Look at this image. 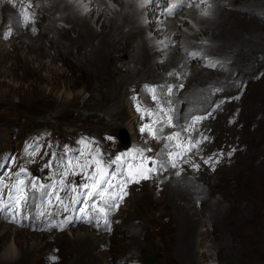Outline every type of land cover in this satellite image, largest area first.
Masks as SVG:
<instances>
[{
	"label": "rangeland",
	"instance_id": "rangeland-1",
	"mask_svg": "<svg viewBox=\"0 0 264 264\" xmlns=\"http://www.w3.org/2000/svg\"><path fill=\"white\" fill-rule=\"evenodd\" d=\"M34 1L0 0V181L2 174L11 169L8 164L12 155L23 157L27 149L30 150L26 153L28 156L21 161L31 165L36 162L32 166L37 169L36 175L50 177L42 187L36 186L30 193L26 188L33 186L32 181L23 182L25 200H29L32 193L35 198L41 194V198H46V207L35 205L23 211L20 210L25 204L22 200L14 209L9 204L0 211V264H264V0H227L226 7L220 8L229 18L231 13H239L243 19L252 18L255 21L252 28H260L255 34L238 29L235 36L239 33L240 36L230 46L234 66H231V53L219 55L216 49L214 56H210L199 51L204 55L200 58L201 53L197 54L185 43L208 44L210 38L199 28L204 17L198 11L190 9L189 14L170 18L175 14L167 10L166 24L154 26L151 21L156 13L152 11V19L146 20L143 18L150 17V12L137 9L141 15L138 22L145 31L149 49L153 53L161 49L167 38L154 41L155 32L173 26L181 42L186 44L181 48L184 59H190L187 61L191 68L190 72H179L165 65L157 67L158 78L149 79L140 73L133 80L120 74L142 68L136 59L135 64L130 63L137 53V44L129 46L123 39L124 35L131 34V27L125 28L124 33L118 31L120 43L116 47L112 46L115 39L110 38V47L97 40L91 48L85 44L87 39L82 34L85 32L76 30L72 21L64 20L73 15L74 8L101 34L108 30L113 15L122 13L118 7L122 5L116 0H95L93 5L81 0L78 7L69 0H59L63 13H57V7L52 9L54 0ZM223 1L209 4L204 16L212 18V5L215 13ZM164 5L166 10L168 3ZM5 11L12 13L11 17ZM25 11L31 18L26 25L22 21ZM194 12L197 20L191 17ZM9 28L11 35L5 39ZM207 31L210 35L218 33L215 29ZM139 38L133 36L131 41L138 42ZM211 43L216 48L222 44ZM176 47L165 54L159 53L160 56L157 54L153 64L166 60L171 53L173 56ZM193 55L201 60L190 58ZM210 58L215 62L211 63ZM202 62L214 66L204 68ZM207 67L212 68L211 72L223 73L222 78L230 76L228 84L214 82L215 86L212 84L208 89L207 96L211 95L208 101L190 98L192 102L213 105H201L202 109L189 113V88L201 83V80L189 79L196 68L208 71ZM148 88L156 89L159 103L152 99ZM137 105L166 120L159 112L162 106L173 118L175 127H164L157 133L161 139H153L140 129L152 124L158 116L138 111ZM168 109L173 111L168 112ZM184 111L189 114L185 119ZM175 116L182 117L181 124L176 123ZM192 116L207 118L193 125ZM133 119L139 134L137 138L128 132ZM152 126L159 127L158 124ZM178 127L181 130L189 127V131L183 132ZM122 129L127 131L130 140L126 148L121 147L118 137ZM175 132L182 133L179 148L174 142L163 139ZM85 137L95 140H81ZM189 138L201 143L186 151ZM33 140H37V145H33ZM78 141L84 146H73ZM136 149H151L144 155L158 162L174 159L163 156L164 151L184 154L175 160L177 167L167 163L165 170L148 174L150 178L128 183V194L123 201L114 210L107 209L109 223L105 224L91 207L93 203L103 206V201L95 196L88 199L79 195L87 191L82 186L90 183L88 177L95 166L82 171L75 162L78 160L82 165L99 153L98 158L107 167L109 176L116 177L112 183L117 184L118 180L129 178L124 165L137 162L124 155L121 162L114 163L115 158ZM42 178L35 181L42 182ZM17 185L4 187L0 182L4 203H8L10 193L19 195L15 191ZM63 195H72L80 203H75L73 208L72 199ZM65 205L72 223L55 228L48 212ZM82 208L87 215L80 211ZM10 226L17 227L18 232L13 231L16 235H12ZM86 229L93 235L90 239L75 238L69 233L77 235ZM15 242L20 248L16 255L19 257L7 260L3 257L5 248ZM34 243L41 244L42 248L33 250Z\"/></svg>",
	"mask_w": 264,
	"mask_h": 264
},
{
	"label": "bare ground",
	"instance_id": "bare-ground-1",
	"mask_svg": "<svg viewBox=\"0 0 264 264\" xmlns=\"http://www.w3.org/2000/svg\"><path fill=\"white\" fill-rule=\"evenodd\" d=\"M86 1H89V3L91 5H93L92 2L96 3L95 0H85V2ZM32 2H35V1L32 0ZM117 2L122 5V6H118L120 8V11L122 10L121 11L122 13L119 14V13L116 12L117 14L113 15L114 17H112L114 20L113 21H110L112 19L109 20L110 21V25H109L108 28L106 27L108 30L102 31L101 34H99L97 31H94L93 28H92V26H91V24L87 21V19L84 20V17L81 16L78 13V11L75 10L74 8H73L74 13L72 12L73 15H71L68 18H64V20H66V21L67 20L72 21V23L74 24V28L76 30H78L80 32H81V30H83L85 32V33H82V34H84V37H86V39H87V43H85V44L88 45L91 48L94 47L93 44L97 40H98L99 43H104V46L105 47H110L111 44L108 42V40L110 38H114L115 39V41L113 43L114 45H112V46L113 47H116L117 46V43H120L118 41L119 40L118 39V36L119 35H117V34H120V33H118V31L121 30V33H124L125 28L131 27V30H129L131 34L124 35L123 39L127 40V45H129V46H131L133 44H137V46H136L137 47V50H136L137 53H136L133 61L130 62V63L135 64L134 60L136 59V61H139L138 64H140L142 66V68L141 69H138V67H137V70L138 71L136 70L133 73L130 72V73H120V74H121V76H124V77H130V79L132 78V80H133V78H135V76H137V74H140V73L143 76H149V79L158 78V77H160V75H158V77H157V71H159L158 68H163L165 65L166 66H170L171 65V66H173V68L178 69L179 72H183V71H187L188 72L189 69L191 68V65H190L191 63L187 61L189 58L187 60L184 59V57H183L184 56L183 55V50H182V48L184 49V47H185L184 45H186V44L189 46L190 49H193V51L196 52L197 54L201 53L200 58L201 57H204V55L202 54V52H199V51H204V53H206V54H208L210 56H214V52H215L216 49H217V52L219 53V55L220 54H222V55L224 54L225 55L226 53H231L230 57L233 56V58L231 57L232 58V60H231V62H232L231 64L232 65L231 66H234L235 58H234L233 48L230 47V46L231 45L233 46V41L234 40H237L239 38V36H240V33L237 36H235L236 33L238 32V29H239V31H244V30L247 29L248 31H251L250 33H254V34L256 32H258V31H260V28L258 30L256 28H252V26L254 25V22H255L252 18H249V17L246 16V18L243 19L242 16H241V14H239V13H231V17L230 18H233L234 19V21H232V19H230L228 16H226L223 13H221L220 12V8L226 7L227 0H224L221 4H219L220 7L217 8V10L215 11V13L213 12L214 11V7L212 5V8H211L212 9V14L211 15L212 16L214 15L212 18H211V16H208L209 18L206 17V16H203L204 18L202 19V22L199 21L200 22L199 23V25H200L199 26L200 31L202 32V34L204 36L207 35L208 38H210L208 40V44H209V42H212L211 44H213L214 42H218V43H222L221 44V47H219V48L212 47L210 44L208 45L205 42H203V44L202 43L201 44H199V43L197 44L196 42L195 43H193V42L191 43V41H185V43H186L185 44V43L181 42L182 41V38H181V36L179 34H176V32L174 31L173 26H170V27H166L165 30L163 28H160V29H158L155 32L154 41H158L160 39H163L164 36L167 38V40H166L165 44H163L164 46H162L161 49L159 48L155 53H153L149 49V46L147 45V40L145 39V31L140 27V23L138 22L141 15L138 12L137 8L136 7H133L134 5L129 4V3H125V2H123L121 0H116V3ZM195 2H198V0H196V1H194V0H182L183 7L178 8L177 11L175 12V15L177 16V14H182V15L189 14V11H192L190 9H194L193 4ZM212 2H215V4L217 5L216 0H210V4H212ZM70 3L73 4L74 6L78 7V4L77 3H73V2H70ZM122 3H124L125 5H123ZM159 3L161 4V8L160 9H162V10H161V12L159 14L157 13L158 11H156V10L154 11L156 13V17H155V19L151 23H154V22H156L159 19L158 20L159 21L158 24H162V26H163V25L166 24V17L169 15L166 12L167 9L166 10L163 9L165 7L164 4L165 3H168V0H159ZM98 4H99V2H98ZM60 5L61 4H60L59 0H54V4L51 7H52V9L57 7L56 8L57 9L56 12L57 13H63V8ZM97 6H99V5H97ZM131 7H132V11H130V8ZM167 7L168 6H166V8ZM101 9H103V8H101ZM116 10H118V9H116ZM9 11L8 12L5 11V13L6 14L8 13L9 17H11V14L12 13L10 14L11 11L10 12ZM102 11H104V10H102ZM102 11L100 13V18L102 17V13H103ZM120 11L118 10V12H120ZM151 12H152V10H151ZM151 12L149 13L150 14V17H148V18L144 17L143 19H146V20L152 19V17H151L152 13ZM219 12L221 14H218ZM191 15H192V13H191ZM193 16H194V19L197 20V14L195 13V15H192L191 17L193 18ZM158 17H160V18H158ZM62 18H63V15H62ZM211 20H213V21H211ZM220 21H222L223 23H221ZM232 24H233V26H231ZM138 25H139V27H137ZM150 26H151V24H150ZM154 26H157V25H155V23H154ZM132 27H134V28H132ZM256 27H257V25H256ZM209 29L218 30V33H215L214 32V33H212V35H210L209 31H207ZM175 30L177 31V29H175ZM167 32L169 34L168 37L166 36L167 35ZM192 35L195 36L196 34L192 32ZM133 36H134V38L140 37L139 40H138V42H136V39L133 42L131 41V39H132ZM184 39L185 40H189L187 38H184ZM231 42H232V44H231ZM129 43H131V44H129ZM180 43H182L181 46H180ZM70 45H72V44H70ZM176 45H177L176 51L173 53V56L171 55L172 54L171 53L170 55H168V57L166 58V60H161V61L155 62V64H153L154 63V59L156 60V58H157V54L159 55V53H161V52H164V54H165V52H167V51L170 52L169 49H171V50L172 49H175L174 46H176ZM79 48L81 49V47H79ZM179 51H180V53H179ZM85 53H86V51H85ZM110 53H109V55H110ZM169 57L170 58L173 57V58L170 60ZM190 58H193V60L196 59L197 61L201 60L199 57H197V56L195 57L194 55L192 57H190ZM209 60L211 61L213 59L210 58ZM226 61H227V59H226ZM212 62L213 61H211V63ZM201 64H203L204 68H205V66L209 65V63H206V62H204V63L202 62ZM212 65L210 64L209 66H212ZM203 66H202V68H203ZM209 69H212V68H208V71H205V70H203L201 68L200 69L196 68V71L193 73V75H191V77L189 79L190 81H191V79L201 80V83L198 86H196L194 88H189V92L187 91L189 93L188 95H190V97H188V102H187V106L189 105L190 106V109L189 110H191L189 113L193 112V110H198V109L200 110L201 105H205L207 107L208 106L210 107L211 104H212L211 102H198V101L197 102H192L190 100V98L191 99H204V100L208 101L209 100V97L211 96V95L210 96H207V95H209L208 89L211 88L212 84L214 85V82H218V83H220L222 85L223 84H228L227 79L230 76L229 77L222 78L223 76L222 77H220V76L223 73H221V72L220 73L219 72H211V71H209ZM225 76H227V74ZM162 79H164V78H162ZM202 79H205V82H203ZM223 81L226 82V83H224ZM220 84H218V86ZM218 86L216 85V87H218ZM202 87L206 88V90H202ZM178 104H180V102H178ZM132 112H133V110H132ZM183 116H184L183 119H185L187 116H189V114L184 111V115ZM175 119H176V123L177 124H181L182 121H183L182 117H179V116L176 117ZM178 128L181 130V127H178ZM128 132L134 138H137L139 136L138 130H137V125H136V122L134 121V119L132 120V125H131L130 129L128 130ZM10 227L12 229V235H14V233H15L13 231H17L18 232V230H15V228L17 229V227H13V226H10ZM69 233H70L71 236H73L75 238L77 237V238H80V239H88V238L90 239L91 237H93V235L90 234V231H88L87 229H86V231L84 233H78L77 235H74L71 232H69ZM15 235H16V233H15ZM35 244L36 243H34V245ZM34 245L32 247V248H34L33 250L41 249L42 248L41 247V244H38L37 243V245H35V246ZM33 250H32V252H33ZM18 251H20V248L17 246V243L15 242V244L8 245L5 248V251L3 253V257L6 258L7 260L8 259H18L19 256H16V255H18Z\"/></svg>",
	"mask_w": 264,
	"mask_h": 264
},
{
	"label": "snow or ice",
	"instance_id": "snow-or-ice-1",
	"mask_svg": "<svg viewBox=\"0 0 264 264\" xmlns=\"http://www.w3.org/2000/svg\"><path fill=\"white\" fill-rule=\"evenodd\" d=\"M146 3H152V0H145ZM207 15V12L204 13ZM23 21L25 25L30 22V16L27 14V11H25L23 14ZM34 31V29H33ZM11 35V28H9L8 32L4 34V38L7 39ZM214 66V65H213ZM147 87V86H146ZM182 87V85H181ZM148 91L151 92L152 99L157 101L159 103V98L155 95L156 89L155 88H148ZM135 99V98H134ZM238 99V97H237ZM137 110L141 112H146L149 116L157 115L158 119L156 121H153L152 124L145 125L143 128L140 129L141 132L147 131L150 136H152L153 139L160 140L161 137L157 135L158 132L163 131L164 127H175V124L173 123V118L169 115H167V112L165 109L161 106L159 109L160 113H163L167 119L160 118L158 113H154L148 109L142 108L140 105H137ZM168 112L173 111L172 109H168ZM207 116H194L192 117L193 125L196 122L202 121L206 119ZM153 124H158V128H153ZM191 127V126H189ZM189 127H185L182 129L183 132H188ZM194 130V129H193ZM182 133L181 132H175L167 137H164L163 139H166L167 141L174 142L175 145L179 148L182 146V142L180 141ZM108 139H113L112 137H108ZM204 139H207V137H204ZM201 143V141H195L192 142L189 138L188 140V147L186 151H191L192 148L198 147V145ZM169 147L168 144L165 145V149ZM152 151L151 149H136L132 153L122 154L121 156H117L115 158L114 163H119L122 161L123 156L127 155L132 158L133 161H136L137 163L134 164L132 162H128L124 167L127 169V176L129 177L127 180L120 179L117 181V184H113L112 180L116 179L115 176H109L108 169L106 166H104V163L101 159L98 158L99 153L96 155H92L87 161L84 162V164H80L77 160L75 163L80 166L81 170L84 171L85 169L93 168L94 171L89 175L88 179L90 183H87L83 185L87 191L80 193L79 195H83L87 197L88 199H91L92 197H98L100 201H103V206H97L96 203H93L91 205L94 212L99 214V218L104 220L105 224H108L109 221L107 220V209H115L118 207L119 202H122L124 197L128 194L126 191V187L128 183L136 182L139 183V179H148L150 176L148 174L154 173L157 171H163L166 169L167 163L171 164V167L175 168L177 167V164L175 163L176 159H180L183 157L184 153L181 152H170V151H164L162 152L163 156L166 157H173L174 159L172 161H156L153 160L147 156H145V152ZM207 163V161H205ZM70 165L72 162H69ZM159 165L157 168L156 165ZM151 165V166H149ZM194 167L198 168V165H194ZM142 169V170H138ZM67 172H65V175ZM177 176L180 175L179 172L176 173ZM36 185L33 184V188H35ZM109 189H112V191H109ZM16 193H19V195H13L9 194V200L8 203H4L2 196H0V211H3L4 208H7L9 204L12 205V208L14 209L16 206H18L22 200L26 203V200L23 196V193L25 191L23 187V181H19L18 185L15 186ZM73 192L76 191L75 188L72 189ZM107 196V199H106ZM74 203H80L78 199H75L74 197H70ZM57 200H60V197L57 196ZM116 201V202H113ZM61 204H63V201H61ZM106 206V207H105ZM64 210L67 211V206H64ZM82 213L87 215V213L84 211V209H80ZM14 219V216H13ZM97 223H99V220H97Z\"/></svg>",
	"mask_w": 264,
	"mask_h": 264
},
{
	"label": "water",
	"instance_id": "water-1",
	"mask_svg": "<svg viewBox=\"0 0 264 264\" xmlns=\"http://www.w3.org/2000/svg\"><path fill=\"white\" fill-rule=\"evenodd\" d=\"M119 139L121 140V146L122 147H127L130 140H129V137H128V134H127V131L125 129H122L120 130V133H119Z\"/></svg>",
	"mask_w": 264,
	"mask_h": 264
}]
</instances>
